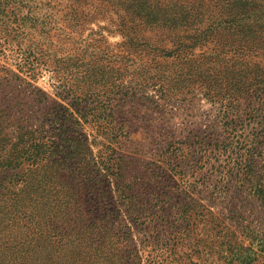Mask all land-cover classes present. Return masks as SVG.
I'll return each mask as SVG.
<instances>
[{
    "label": "trees",
    "instance_id": "trees-1",
    "mask_svg": "<svg viewBox=\"0 0 264 264\" xmlns=\"http://www.w3.org/2000/svg\"><path fill=\"white\" fill-rule=\"evenodd\" d=\"M3 1L0 17L8 22H0V51L13 48L18 72L5 69L0 76V264H178L171 259L184 247L212 263L216 256L215 264H243L231 248L232 212L218 216L211 205L231 194L264 200V80L251 72L262 69L252 60L264 61V21L247 14L242 25L204 26L198 8L194 19L173 28L176 33V23L166 26L159 14H144L139 32L123 18L119 33H139L142 45L172 59L174 68L108 52L98 65L92 46L88 53H72L82 42L69 43L66 32L78 30L93 8L106 13L94 5L107 0H26L45 7L30 19L33 26L22 19L15 26ZM140 1L130 7L136 20L144 11L137 14L134 6L146 10L150 0ZM51 12L72 22L62 26L59 42L44 38L54 22ZM116 14L124 16L119 9ZM196 49L201 53L190 58ZM42 70L52 74L60 103L41 118L27 116V89ZM147 90L163 100L196 91L218 105L226 136L209 140L218 151L205 149L206 138L197 137V147L186 139L173 153L158 151L151 168L131 169L122 155L129 122H121L119 112ZM200 227L211 242L193 237L187 247Z\"/></svg>",
    "mask_w": 264,
    "mask_h": 264
},
{
    "label": "rangeland",
    "instance_id": "rangeland-1",
    "mask_svg": "<svg viewBox=\"0 0 264 264\" xmlns=\"http://www.w3.org/2000/svg\"><path fill=\"white\" fill-rule=\"evenodd\" d=\"M5 1V0H4ZM3 1V2H4ZM10 1H13V3ZM59 1V0H58ZM140 0H107L105 3L99 1L94 6L104 7L106 13L94 11L87 12L84 22H82V32L70 27L71 23H68L65 19H62L60 14L51 12L54 22L52 23V29L47 37L53 42H59L58 36L64 29L62 26L70 27L66 34L70 37L69 43L82 42L81 48L73 46V54H84L88 51H84L86 46H92L96 49L98 54V65L101 64V60L105 55V52L109 53L108 56L114 54H129V57L135 62H145L146 59L154 60L153 62H159L161 64L166 63L163 69L172 70L174 66L173 60L167 57H162L160 53L148 50L143 44V41L139 39V33L135 34L134 30L127 31V35L123 36L118 31V26L121 23L126 22L125 19L131 21L130 23L135 25L138 32L144 31V21L141 19L145 14L147 19L156 18L155 14H159L160 21L174 27H179L181 23L188 22L186 18L192 17L199 8L202 13V17L198 20L199 23L204 26L209 25H242L244 16L254 20L256 18H264V0H203V4L199 5L195 3L193 5L182 4L180 0H150L146 3V10L144 6H134L139 14V20L134 19L131 15L130 9L135 3ZM144 0H142L143 2ZM9 2V3H8ZM124 2L129 3V7H123ZM141 2V1H140ZM156 2H159L157 4ZM250 4H255L252 11ZM4 12H8V15L16 18V20L10 19L14 25H18L19 19H22L24 23L29 26H33L30 23V19H35L36 14L41 10H45V7L38 4H29L26 0H8L3 4ZM54 9L61 10L57 5H54ZM28 7L34 9L35 13L28 12ZM35 7V8H34ZM137 7V8H136ZM85 8V7H84ZM92 8L88 7V9ZM106 8V9H105ZM250 8V9H249ZM3 9V8H2ZM20 11H16V10ZM20 9V10H19ZM117 9L121 13H124L123 17L118 16ZM198 9V10H199ZM85 10V9H84ZM87 10V9H86ZM99 10V9H98ZM115 13H109L113 12ZM248 10V11H247ZM32 11V10H30ZM55 11V10H54ZM247 11V12H246ZM43 13L45 11H42ZM135 12V13H136ZM116 16H115V15ZM249 14V15H247ZM247 15V16H246ZM125 18V19H123ZM8 19V18H7ZM191 19V20H193ZM159 21V20H157ZM0 22H8L4 17H0ZM15 22H18L16 24ZM128 24V21H127ZM180 24V25H179ZM8 28L10 24H7ZM14 26V28H15ZM175 29H173L174 31ZM176 33H180L175 30ZM146 34V33H144ZM11 35V34H10ZM66 35V36H67ZM34 37H38L37 33H34ZM62 37V36H61ZM40 38H43L41 36ZM8 40H11L9 36ZM59 40V41H58ZM123 44L121 53L119 48ZM53 48L60 51L70 50V45L60 46L58 44L53 45ZM55 49H53L55 51ZM73 49V48H72ZM13 48H4L0 51V76H4L3 71L9 69L16 73L17 59L13 52ZM50 53V51H49ZM189 53V52H187ZM201 51L196 49L192 50L190 58L200 54ZM140 62V63H141ZM150 62V61H148ZM252 62L260 64L262 69H252V75L256 76L258 80H264V61L253 59ZM40 77L32 84V88L27 89L28 107L25 112L27 116H32L37 113L36 118H41L42 113L46 115V110L51 109L55 104L60 103L59 98L56 95L55 81L51 73L47 71H39ZM264 84V81H263ZM41 102V104H39ZM40 113H38V112ZM121 122H129L128 141L124 144L122 155L126 156L127 161L131 165V169H143L151 168L150 164L154 160V156L158 154V151L162 153H173L174 148H177V144L183 145L187 141V145H198V138H206L209 140L218 139L219 136H226L224 129L220 124L225 123L222 120L221 108L216 104H211L204 100L200 93L193 91L187 96L176 97L175 100H163L159 98V95L151 90H147L138 98L127 100L125 107L119 112ZM207 143V144H208ZM208 151L216 153L218 149H213V144L210 143L206 148ZM212 155H210L212 157ZM209 161V158L205 159ZM214 163L213 160L210 161ZM197 181L199 177L194 176ZM183 198V197H182ZM218 197L215 199V203L211 205V211L218 216L226 215L225 210L232 212L228 214L230 218L229 223L235 226L234 238L232 239L231 248H236L240 252L243 264H264V200L257 198H249L245 194H231L223 202ZM204 204V201H202ZM91 206L87 204L86 210ZM91 212V211H89ZM239 228V229H237ZM209 230V226L207 227ZM193 237L200 238L202 241L207 240L210 243V234L202 230L201 227L194 231L193 235L187 241V247L189 242L193 240ZM183 246H186L183 245ZM201 249V248H200ZM223 256H229L223 253ZM210 257L199 254L198 256L192 255L187 248H180L176 252V256H173L171 260H177L178 264H215L216 256L213 257L212 263L209 260ZM230 260V259H228ZM222 264V263H220ZM233 264V263H231Z\"/></svg>",
    "mask_w": 264,
    "mask_h": 264
}]
</instances>
